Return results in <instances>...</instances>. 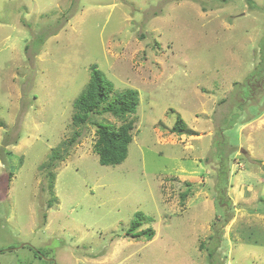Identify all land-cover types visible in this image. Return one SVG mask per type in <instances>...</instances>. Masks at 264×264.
<instances>
[{
	"label": "rangeland",
	"instance_id": "374dc122",
	"mask_svg": "<svg viewBox=\"0 0 264 264\" xmlns=\"http://www.w3.org/2000/svg\"><path fill=\"white\" fill-rule=\"evenodd\" d=\"M263 61L264 0H0V264H264ZM94 65L139 94L117 166L122 119L73 124Z\"/></svg>",
	"mask_w": 264,
	"mask_h": 264
},
{
	"label": "trees",
	"instance_id": "16d2710c",
	"mask_svg": "<svg viewBox=\"0 0 264 264\" xmlns=\"http://www.w3.org/2000/svg\"><path fill=\"white\" fill-rule=\"evenodd\" d=\"M260 69L255 72L259 73L258 80L264 79V61L261 63ZM256 75V74H255ZM255 77V76H254ZM257 81V80H256ZM255 82L254 80L252 81ZM249 81V83L252 84ZM253 85V84H252ZM139 106V94L135 90H126L122 93L114 92V85L108 81L104 74L99 70L98 66L94 65L91 68V78L87 88L76 99L74 107L76 113L73 116V124L80 127L88 124L91 121L92 115L95 114H111L112 116L122 119L124 122L116 127L109 123H97V138L93 145L94 152L99 156V162L102 166H117L122 164L128 157V148L133 140L132 132L135 128V121L129 119V117L137 112ZM0 126H3L0 123ZM186 123L181 117L177 118L176 124L172 131L178 135L185 134ZM58 154H54L52 159L58 158ZM54 160L51 163L43 164L42 168H50L54 164ZM223 170V171H222ZM228 173L226 164L222 166L220 172ZM50 180V189L54 188L55 175L50 170L48 172ZM227 187H220L218 194V204L224 213V218L228 217L230 202L225 197L224 190ZM187 194H183L182 200L185 201ZM49 208L53 207V203L48 204ZM219 219L218 221H220ZM152 222L151 218L145 216L144 213L138 212L132 222L128 235L132 238L147 237L152 240L155 237V231L152 227L147 228L144 231L139 229L145 224V222ZM226 223V222H225ZM214 226L218 230V222L215 221ZM217 238L213 237V241ZM38 254L39 251H36ZM213 251L209 253L210 264L212 262ZM46 264H52L47 262Z\"/></svg>",
	"mask_w": 264,
	"mask_h": 264
},
{
	"label": "water",
	"instance_id": "95a60500",
	"mask_svg": "<svg viewBox=\"0 0 264 264\" xmlns=\"http://www.w3.org/2000/svg\"><path fill=\"white\" fill-rule=\"evenodd\" d=\"M49 261H51V262H52V264H56V263H55V261H53V260H49Z\"/></svg>",
	"mask_w": 264,
	"mask_h": 264
}]
</instances>
